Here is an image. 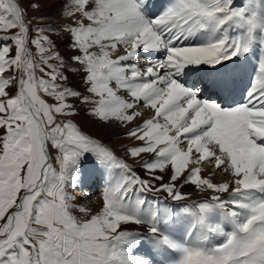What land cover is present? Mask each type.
I'll return each mask as SVG.
<instances>
[{
    "label": "snow or ice",
    "instance_id": "obj_1",
    "mask_svg": "<svg viewBox=\"0 0 264 264\" xmlns=\"http://www.w3.org/2000/svg\"><path fill=\"white\" fill-rule=\"evenodd\" d=\"M40 7L0 0V264H264V0Z\"/></svg>",
    "mask_w": 264,
    "mask_h": 264
},
{
    "label": "rangeland",
    "instance_id": "obj_2",
    "mask_svg": "<svg viewBox=\"0 0 264 264\" xmlns=\"http://www.w3.org/2000/svg\"><path fill=\"white\" fill-rule=\"evenodd\" d=\"M29 2V0H24L25 5H27V3ZM41 7L39 9L38 12H33V11H29L28 15L29 16H34V15H38V14H43L45 17H51L53 20H57L60 18V13L62 11V5L63 3L66 2V0H39ZM57 43H61L59 40H57ZM60 52L62 55L67 56L70 53L68 52L67 48H66V44H62L61 48H60ZM143 58H141V62ZM73 84L76 87H82V85H80L79 83V77H74L73 78ZM77 123H79L86 132H89L91 135L97 137L98 139H100L102 142H104L105 144H109L111 147H113L114 149L117 150V155H123L124 154V147L125 146H131L132 141L126 137L121 136V133L126 132L128 129L127 128H122L118 125H113L112 128L105 126V125H101L99 123H96L95 121H93L91 118H89L85 112L84 109L81 108L80 110V115L76 116L73 118ZM116 126V128H114ZM204 167V169L207 171V174L209 175L210 173L213 172V167H210L208 164L202 165ZM206 173L202 172V175L207 176ZM224 177L221 173L216 172L215 176H214V181H221L223 180ZM85 190V189H84ZM89 189H87L88 191ZM191 190V189H189ZM96 192H98V196H99V190ZM77 196L81 197L82 196V192L81 191H77ZM97 193L95 195H93V197H96ZM83 205V207L85 205H92V213H95L99 207L96 204L100 203V200L98 199H91V198H86V199H81L80 201ZM89 209V208H88Z\"/></svg>",
    "mask_w": 264,
    "mask_h": 264
},
{
    "label": "bare ground",
    "instance_id": "obj_3",
    "mask_svg": "<svg viewBox=\"0 0 264 264\" xmlns=\"http://www.w3.org/2000/svg\"><path fill=\"white\" fill-rule=\"evenodd\" d=\"M142 61H143V60H142ZM108 127L112 128L113 126H108ZM114 128H116V126H115ZM209 166L212 167L211 165H209ZM202 167H203V166H202ZM203 173H206V174H207V171L204 169V167H203ZM207 175H208V174H207ZM84 191L88 192L87 189H85ZM82 195H83V193H82ZM96 205L99 206L100 203H98V204H96ZM84 207H85V208H89V209H91V208H92V205H88V203H87V205H85Z\"/></svg>",
    "mask_w": 264,
    "mask_h": 264
}]
</instances>
